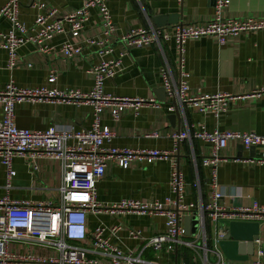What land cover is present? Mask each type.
<instances>
[{"label": "crops", "instance_id": "1", "mask_svg": "<svg viewBox=\"0 0 264 264\" xmlns=\"http://www.w3.org/2000/svg\"><path fill=\"white\" fill-rule=\"evenodd\" d=\"M7 1L0 0V8ZM35 2L55 8L56 16L60 17L81 7L83 0H19L20 20L26 26L32 24L36 14L45 11L33 5ZM107 6L116 26L110 53L100 55L98 47L84 46L80 54L67 58L55 52L41 53L35 44L26 43L18 49L16 66L10 69L6 51L0 50V89L13 80L20 87L46 86L86 92L93 82L90 68L100 59L109 60L122 54L115 75L104 82V92L114 96L155 98L162 105L157 109L145 106L136 112L126 109L114 122L109 109H105L101 114V124L108 125L115 134L110 144L172 151L173 154L169 159L134 161L127 168L120 167L112 160L107 161L105 173L96 183L98 200L102 203L121 199L163 202L167 197L173 198L169 178L171 163L176 161L177 168L184 176L183 203H194L197 207L206 205L210 201L209 174L201 165V160L210 152V146L200 140H181L178 143L172 136L193 125H204L209 130L217 127L221 130L264 133V97L242 98L243 94L264 87V29L241 33L229 38L223 45H219L214 38L204 37L186 41L181 50L173 41L161 43L160 47L152 44L145 48H134L120 41L124 32L138 27H155L151 17L162 14H178V24L182 25L204 23L213 16L214 0H108ZM223 16L264 20V0H230ZM8 28V21L0 18V30L6 31ZM100 30L99 16L92 9L81 36L97 38ZM66 40L74 42L77 39L68 34H59L51 43L58 46ZM163 70L175 82L185 80L191 93L225 92L233 95L234 99L227 103L218 119L209 114L201 115L189 107L183 111L178 107L179 116L173 118L174 110L166 109L167 99L161 81ZM52 73L55 80L49 82ZM91 122L92 107L89 105L50 102H22L15 105V123L20 128L43 130L57 125L80 130L89 128ZM220 155L217 180L222 196L217 204L225 209L247 206L253 201L264 204V163L257 162L259 149H245L239 144L229 143L220 151ZM12 168L15 174L7 177L5 167L0 162V198L8 195L13 200L59 201V161L41 158L37 160L36 169H32L23 159L16 157L12 160ZM7 184L9 187H6ZM187 214L182 213V227ZM87 219L89 234L99 225H119L121 229L116 236H110L108 231L104 232V236L123 252L140 259L139 264H205L200 248H190L184 244L194 239L196 231L190 235H180L182 243H164L159 251L148 245L150 235L165 229V218L161 215L89 213ZM199 223L209 239L208 245L212 244L223 221H213L205 216L197 226ZM259 225L262 237L264 223ZM132 230H139L141 236L134 238L130 234ZM81 244L89 247V237ZM210 254H207L208 264L216 259L214 254L210 258ZM86 255L102 263L108 261L102 254L88 252ZM223 259L226 260L225 257Z\"/></svg>", "mask_w": 264, "mask_h": 264}, {"label": "built area", "instance_id": "2", "mask_svg": "<svg viewBox=\"0 0 264 264\" xmlns=\"http://www.w3.org/2000/svg\"><path fill=\"white\" fill-rule=\"evenodd\" d=\"M108 0H83L81 7L60 17L57 10L46 7L45 3L35 2L33 5L45 9L36 14L32 24L26 26L20 20L19 0H8L0 8V18L9 23L6 31L0 30V50L7 53V66H16L18 49L33 43L39 52L47 54L59 53L63 57H72L81 53L84 46H96L99 54L111 52V38L116 33V26L107 6ZM180 1V0H179ZM230 0H214L213 16L204 23L186 25L171 24L162 27H138L124 32L120 41L134 48H145L152 44L173 41L181 50L182 45L193 39L214 38L223 45L231 37L241 33L264 29V20L247 18H225L223 11ZM94 9L99 16L100 36L82 37L84 24ZM59 34H68L75 40H66L58 46L52 40ZM122 54L118 57L100 61L93 65L89 72L92 75L90 89L83 92L79 89H57L46 86L20 87L13 80L0 89V162L5 167L7 177L15 174L12 160L21 158L32 169H36L38 159L47 158L61 164V183L58 186L59 201L13 200L8 195L0 198V264H139L141 261L130 253H125L109 242L104 232L116 236L121 229L119 225L94 228L88 233L87 217L93 214L136 213L140 215L154 214L165 218L163 232L150 235L147 243L153 250L159 251L166 242L182 243L179 236L184 234L180 225L182 213L197 215L201 223L205 216L213 221H223L213 237L216 244L227 231L228 223L257 222L264 223V204L253 201L250 205L225 209L217 204L222 196L218 187V165L221 161L220 151L229 143L239 144L245 149H259L257 162L264 163V133L253 131L207 129L204 125L187 126L173 134L179 143L181 140H200L210 146V152L201 160V165L208 170L210 201L197 207L194 203L182 201L184 176L177 168V162L171 163L169 186L173 198L167 197L163 202L121 199L113 203H102L97 198L96 183L103 177L106 162L112 160L120 167L127 168L134 161L151 162L157 159H169L172 151L146 148L117 147L111 145L115 134L108 125L101 124V114L109 109L112 121H118L126 109L134 112L145 106L160 108L162 103L155 98L140 96H114L104 92V82L112 78L120 66ZM181 61V60H180ZM55 80L52 73L49 82ZM166 95V109L179 107L193 108L201 115H212L218 119L225 111L227 103L234 99L225 92L214 94L191 93L187 82L180 79L175 82L164 70L161 75ZM264 97V87L255 89L242 98ZM22 102L31 103H67L89 105L92 107V122L89 128L73 130L70 126L51 125L43 130L20 128L15 123V105ZM196 186V183H194ZM9 187V184L6 185ZM187 214V215H188ZM130 234L136 238L141 236L139 230ZM194 239L185 241L190 248L203 251L205 264L207 254L211 252L216 259L211 264H264L263 240H253L254 253L247 260H224L217 248L208 245L200 223L194 233ZM89 237L90 246L81 242ZM199 241V242H198ZM102 254L107 262L88 258L86 253Z\"/></svg>", "mask_w": 264, "mask_h": 264}, {"label": "water", "instance_id": "3", "mask_svg": "<svg viewBox=\"0 0 264 264\" xmlns=\"http://www.w3.org/2000/svg\"><path fill=\"white\" fill-rule=\"evenodd\" d=\"M151 20L155 27H162L178 24L180 22V17L178 14H162L152 16ZM171 116L173 118H178V107L175 108ZM250 149L253 150L254 148ZM197 224L198 218L195 214L185 215L183 218L184 233L187 235L194 233L197 229ZM258 237H260L259 223L231 221L228 223L227 231L223 234V237L216 244H214V242L210 244V247L217 248L228 260H247L254 253L255 245L253 240ZM261 238L263 240L262 249L264 259V235Z\"/></svg>", "mask_w": 264, "mask_h": 264}, {"label": "rangeland", "instance_id": "4", "mask_svg": "<svg viewBox=\"0 0 264 264\" xmlns=\"http://www.w3.org/2000/svg\"><path fill=\"white\" fill-rule=\"evenodd\" d=\"M210 258H213V257H212V254H210Z\"/></svg>", "mask_w": 264, "mask_h": 264}]
</instances>
